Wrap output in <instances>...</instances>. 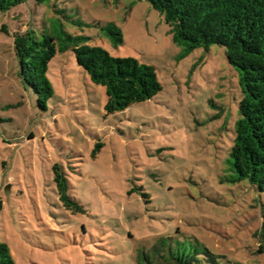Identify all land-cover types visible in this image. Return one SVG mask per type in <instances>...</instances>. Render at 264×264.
Wrapping results in <instances>:
<instances>
[{"label":"rangeland","instance_id":"374dc122","mask_svg":"<svg viewBox=\"0 0 264 264\" xmlns=\"http://www.w3.org/2000/svg\"><path fill=\"white\" fill-rule=\"evenodd\" d=\"M57 17L114 56L154 65L162 90L108 114L106 87L68 49L50 62L55 95L40 108L14 34L51 30ZM98 22H115L124 42ZM181 51L146 0H27L0 10V241L17 264H155L160 238L199 244L223 262L264 263V191L231 181L227 165L239 73L223 46ZM55 163L85 212L63 206Z\"/></svg>","mask_w":264,"mask_h":264},{"label":"trees","instance_id":"16d2710c","mask_svg":"<svg viewBox=\"0 0 264 264\" xmlns=\"http://www.w3.org/2000/svg\"><path fill=\"white\" fill-rule=\"evenodd\" d=\"M25 1L0 0V10L6 11ZM36 1L44 3L48 0ZM146 1L164 16L173 41L182 47L181 57L201 47L206 51L212 45L226 48L228 62L239 73L242 93L239 118L227 158L231 172L229 179L233 182L248 180L259 191H264V0ZM51 25V30L38 32L30 28L14 34L21 75L35 91L40 108L47 109L49 100L55 95L48 74L50 62L59 51L68 49L74 51L78 64L92 81L106 87L105 109L108 114L151 99L162 90L154 65L141 63L131 56H114L104 46L90 44V37L70 33L59 17ZM96 26L114 44L124 42L123 31L115 22H98ZM53 172V181L63 206L73 213L85 212V205L73 195V186L63 164L55 163ZM171 242L160 238L153 246L154 253L158 255L155 264H248L231 260L223 262L208 248L191 241ZM260 251L264 252V235ZM0 264H17L6 241H0Z\"/></svg>","mask_w":264,"mask_h":264}]
</instances>
